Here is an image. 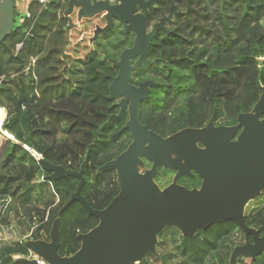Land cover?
<instances>
[{
    "label": "trees",
    "instance_id": "obj_1",
    "mask_svg": "<svg viewBox=\"0 0 264 264\" xmlns=\"http://www.w3.org/2000/svg\"><path fill=\"white\" fill-rule=\"evenodd\" d=\"M170 1L161 0L155 12H166ZM176 1L186 13L177 21L176 38L162 42L161 53L168 61L165 68L169 73L164 74V81L143 103L141 121L163 137L186 128H199L211 118L234 126L240 114L252 111L264 91V0H222V14L216 20L208 9L209 3L201 8L203 0ZM29 2L23 0V10ZM68 4L69 0H52L41 14L37 4H33L32 18L24 19L20 14L21 20L17 18V4L15 27L0 44V108L8 112L3 130L14 137L0 132V227L6 234L0 244V264H12L16 257L32 255L25 235L33 232L35 224L30 215L23 214L22 208L45 209L49 202L57 201L64 205L79 184L74 177L57 181L38 178L40 162L26 148L74 171L85 164L86 184L82 194L96 209L106 208L120 192V189L113 191L98 205L87 194L91 162L96 163L102 151L114 148L126 132L129 136L131 133L124 126L110 124L118 107L107 100L117 75L112 59L119 57L127 40L116 28L103 37L110 40L116 51H109L100 41V47L108 51L105 58L92 52L89 42L92 32L86 26L80 30L74 27L68 37L69 22L65 17ZM81 36L84 42L79 44ZM76 52L83 56L82 68L79 72L71 68L67 72L79 76L76 80L79 85L66 79L63 73V58ZM179 76L184 79L175 84ZM161 88L163 99L157 107L153 100L156 102L157 90ZM40 126L45 130L40 132ZM113 159L103 161L100 166ZM150 166L146 161V168ZM46 175L49 173L45 172ZM182 178L179 183L190 189L201 184L199 176ZM61 220L62 256L75 254L81 246L78 235L99 223L81 202H75L61 215ZM245 220L249 227L264 235V192L248 204ZM237 232L242 233L232 221L201 229L195 237H184L178 229L168 227L159 234L158 255H148L141 264H148L151 256L159 264L223 263L227 258L220 255L224 241L230 238L231 245L239 243L240 237L233 236ZM249 240L252 242L253 238ZM235 247H231L232 251ZM239 264H264V254L256 259L240 257Z\"/></svg>",
    "mask_w": 264,
    "mask_h": 264
},
{
    "label": "water",
    "instance_id": "obj_2",
    "mask_svg": "<svg viewBox=\"0 0 264 264\" xmlns=\"http://www.w3.org/2000/svg\"><path fill=\"white\" fill-rule=\"evenodd\" d=\"M116 1L112 5L109 0H69L65 17L69 22L68 36L75 27L71 18L75 8L79 9V19L106 13L107 25L96 29L93 40L101 33L107 35L115 19L125 26L126 36L135 34L133 47L123 51L116 63L119 73L107 97L110 102L119 101L117 118L128 111L125 128L131 132L132 142L100 167L101 172L117 171L120 192L106 208L96 209L82 194L85 164L74 171L40 157L38 178L57 181L74 177L79 184L54 220L50 240L30 239L26 246L47 264H141L148 255H158L159 234L168 227L178 229L184 237H195L201 229L232 221L244 233L246 243L234 248L230 264H239L240 257L256 259L264 254V235L247 225L245 210L264 192V91L252 111L240 114L234 126L215 127L211 120L204 128H186L169 137L151 130L141 121V103L152 97L156 84L146 81L134 85L133 74L157 63L148 58L152 41L160 30L167 31L166 23L177 12L173 7L171 14L147 33L146 14L160 0ZM15 24L16 0H0V44L10 36ZM146 160L150 168H146ZM160 169L176 173L165 188L156 182ZM45 172L49 175L44 176ZM196 175L202 180L200 187L190 189L179 183L184 176ZM75 202H81L99 223L78 235L81 246L75 254L62 256L61 215ZM19 263L38 264L36 259L24 257L12 264Z\"/></svg>",
    "mask_w": 264,
    "mask_h": 264
},
{
    "label": "rangeland",
    "instance_id": "obj_3",
    "mask_svg": "<svg viewBox=\"0 0 264 264\" xmlns=\"http://www.w3.org/2000/svg\"><path fill=\"white\" fill-rule=\"evenodd\" d=\"M203 1L201 2V4H202L201 8L206 6V5L208 6V3H209L210 7H208V9L210 10V12L214 13V16H213L214 20L219 18V16L221 17V14H222L221 13V9H222L221 8V1L222 0H203ZM25 7H26V5H25ZM18 8H19V5H18ZM18 14L19 15L17 18H18V20H21L22 16L20 14H22V13L20 12V8L18 10ZM73 19L76 20V16ZM19 23H20V21H19ZM263 24H264V21H263ZM203 42H204V40H202L201 44H203ZM78 46L80 47L81 45H78ZM68 54L70 57L69 58L67 57L64 60V66H63V73L65 75L64 77L66 79L68 78V79H71L74 82H76V80L79 76L77 77L76 73H74V72L70 73V71L67 72V70L70 68L75 69L76 71L81 70L82 64L80 63V61H82L83 56L79 55L77 52L73 53V54H70V53H68ZM74 76H76V77H74ZM182 79H184L182 76L177 77L175 79V84L177 82L180 84ZM76 84L79 85L78 82H76ZM163 92H164V90L162 88L157 90V99H156V102H155V100H153V105L155 104V106H157V107L160 105L161 100L163 99V97L161 96ZM121 124H122L121 127H123L124 121H122ZM43 130H45V127L40 126V132ZM123 131L124 130H121L120 132H123ZM0 136H1V134H0ZM4 136H6V135H4ZM37 144L39 146V144H40L39 140H37ZM125 144H126V146H125ZM129 144H130V136H129V133L126 132L125 137L122 139H118V142L115 143L114 148H112L110 151H108V150L102 151L101 154L97 156L98 160L96 161V163L94 161L91 162L90 169H89L90 175H91V178H90L91 185L88 188L87 194L93 199V201L96 205L101 204L110 193H112L113 191H118L120 189L117 171L115 169H110V170H107V171L100 173L101 172L100 171V167H101L100 163H102L103 161H106L107 159L112 158V157H114V159H115L118 155H120L122 152H124L126 150V148L129 146ZM124 146H125V148H124ZM39 149H40V146H39ZM39 151H41V149ZM159 177H160V180H159ZM173 179H174V172H172L170 170L161 169L156 176V181L160 185L161 188H165L166 186L171 184ZM181 179H180L181 180L180 182L182 183L183 178H181ZM184 184H187V182L184 181ZM96 190H98L99 193H97ZM62 207H63L62 203L57 201V202H49L46 205L45 209L22 208L23 214L26 213V214L30 215L33 218L34 224H35V230H34V232L31 233V235H29L30 237L28 240H30V239L50 240V231H51L53 222L58 217L57 215L59 214V211ZM20 222H21L20 220H17L18 224H20ZM18 224L14 223L13 225L20 228V226ZM235 235L240 237L239 243L231 245L230 238H229V240H225L224 245L222 246V249H221L222 254L220 253V255L222 257L226 256L228 258L229 255H232L233 251H232L231 247H235L234 245H243L246 243L245 235H243L242 233H239V232L235 233L233 236H235ZM35 237H37V238H35ZM177 240H179V239L177 238ZM232 241L233 240L231 239V242ZM228 242H229V244H226ZM1 243H3V242H1ZM179 243H181V240H179ZM168 247L171 248V245H169ZM227 258H225L226 260L223 263L220 261H217V263L218 264H228L230 259H231V256H229V260H227ZM147 263L148 264H159L158 262L155 261L154 258H152V256L147 259Z\"/></svg>",
    "mask_w": 264,
    "mask_h": 264
},
{
    "label": "flooded vegetation",
    "instance_id": "obj_4",
    "mask_svg": "<svg viewBox=\"0 0 264 264\" xmlns=\"http://www.w3.org/2000/svg\"><path fill=\"white\" fill-rule=\"evenodd\" d=\"M149 1V0H147ZM109 2L112 5H116L118 2L116 0H109ZM161 2V0L159 1V3ZM159 3L156 4V7L159 5ZM168 3V9L166 12L164 13H160L158 14L157 12H155V9L151 10L149 13L146 14L147 17V33L151 32L155 25L158 24L164 17H168L171 12H172V8L174 7L176 9V15L173 16L172 20L170 22L166 23V30H160L158 32V34L156 35V37L153 39L152 41V45L150 48V52H149V59L152 61H156L157 63L155 65H149L145 68H140L138 71H136L133 74V81L132 84L134 85H139L142 82H146V81H153L155 82V87L152 89L151 92V96L153 93V90L156 89L159 84H161L162 81H164V74L169 73V70L167 68H165L168 64V61L166 59H164L162 57V42L165 39H170V38H176L177 34V28H178V24L177 21L182 19V16L185 15V10L183 8H181V6H179V4L177 3L176 0H171ZM76 16V20L74 21V19L72 18V15ZM106 13H102L99 15H96L95 17H93L92 19H79V9L75 8L73 13L71 14V18L75 24V28L77 30H80L82 27L86 26L90 31H92V36L90 38V47L92 52L94 53H98L101 57L105 58V56L107 55V50L105 49V47H100V41H102L104 44L107 45V48L109 51L114 52L116 50H114L113 46H111L110 44V40L109 39H104L103 37L108 36L114 29H116L117 32H119L121 34V36L124 37L125 40H127V43L125 45H123V49L121 50L119 57L117 59H112L114 65L117 68L116 63L120 61L121 59V55L123 53V51H125L126 49H130L133 47L134 45V40H135V34L134 33H130L129 35L126 36V29L125 26L123 24H121L118 20H114V26L112 28V30L107 34V35H103L102 33L99 35L97 40H93L94 36H95V31L98 27L100 28H104L107 25V20L105 18ZM84 42V36H81L80 40H79V44H82ZM158 50L159 54H154V51ZM118 51V49H117ZM166 52V51H165ZM69 58L70 56H66L63 58V62L66 58ZM132 63L134 64L135 62L132 61ZM143 69V71H141ZM140 71V72H139ZM119 73V69L117 68V75ZM116 75V76H117ZM115 76V77H116ZM114 77V78H115ZM168 96H166V101L165 104L168 103ZM148 100V99H147ZM146 100L142 101L141 103V108L143 103ZM173 101V100H172ZM114 104V106L118 107V112L114 115H112V119H110V124L113 126H121V122L124 121V127L126 125L127 120L129 119V113L128 111H125L122 115L121 118H117L116 116L119 114L120 112V108L118 106L119 101L115 100L112 102ZM176 103V102H175ZM213 120L212 118L206 123H204L203 125H201L199 128H204L206 127L210 121ZM214 122V120H213ZM215 127H220V126H225L222 122L217 121L214 122ZM132 142V134L130 133V143ZM127 149V148H126ZM147 161V160H146ZM148 162V161H147ZM151 167V166H150ZM161 170V169H160ZM176 175V173L174 172V176ZM198 175H196L195 177H197ZM194 177V178H195ZM201 184H202V180H201ZM200 184V186H201ZM199 186V187H200Z\"/></svg>",
    "mask_w": 264,
    "mask_h": 264
},
{
    "label": "built area",
    "instance_id": "obj_5",
    "mask_svg": "<svg viewBox=\"0 0 264 264\" xmlns=\"http://www.w3.org/2000/svg\"><path fill=\"white\" fill-rule=\"evenodd\" d=\"M52 0H32L30 1L26 7L24 6V10L22 9V4H23V0H16V6L17 4L19 5V8H20V12L22 13L24 19H31L32 18V12H31V7L33 4H37L38 6V11H39V14H41L44 10H47L48 7H49V4L51 3ZM19 10V9H18ZM20 48V46H19ZM34 62V61H33ZM35 63V62H34ZM28 70L27 69L25 72L28 73ZM3 79V78H2ZM2 84V80L0 81V86ZM5 111H6V116H5V120L3 121L2 123V126H0V131L2 134L6 135L8 138H11V136L9 137L6 133L7 131H4L3 130V125L4 123L6 122L7 118H8V112L5 108H3ZM12 139V138H11ZM27 150H29L30 152H32V154L39 160L40 157H42L40 154H38L37 152L29 149V148H26ZM30 259H36L38 264H47L42 258H40L39 256H36L32 253Z\"/></svg>",
    "mask_w": 264,
    "mask_h": 264
},
{
    "label": "crops",
    "instance_id": "obj_6",
    "mask_svg": "<svg viewBox=\"0 0 264 264\" xmlns=\"http://www.w3.org/2000/svg\"><path fill=\"white\" fill-rule=\"evenodd\" d=\"M30 1H32V0H30ZM0 115L2 116V119L0 120V126H2V123L5 120V116H6V111L3 108H0ZM1 201H2V199H1ZM34 230H33V232H34ZM29 235H31V233L28 235H25L26 238H29L30 237ZM5 239H6L5 231L0 227V244H2L1 242H4ZM17 258H19V257H16V259Z\"/></svg>",
    "mask_w": 264,
    "mask_h": 264
}]
</instances>
